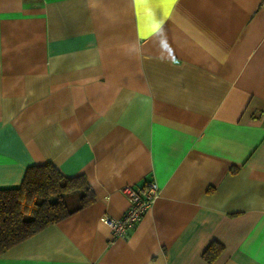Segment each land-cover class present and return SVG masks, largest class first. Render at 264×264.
Wrapping results in <instances>:
<instances>
[{
  "label": "crops",
  "instance_id": "0c3cea01",
  "mask_svg": "<svg viewBox=\"0 0 264 264\" xmlns=\"http://www.w3.org/2000/svg\"><path fill=\"white\" fill-rule=\"evenodd\" d=\"M44 162L94 199L0 264H264V0H0V188Z\"/></svg>",
  "mask_w": 264,
  "mask_h": 264
},
{
  "label": "trees",
  "instance_id": "16d2710c",
  "mask_svg": "<svg viewBox=\"0 0 264 264\" xmlns=\"http://www.w3.org/2000/svg\"><path fill=\"white\" fill-rule=\"evenodd\" d=\"M93 199L84 175L65 176L50 162L28 166L17 186L0 188V254ZM220 249L212 242L201 255L211 261Z\"/></svg>",
  "mask_w": 264,
  "mask_h": 264
},
{
  "label": "built area",
  "instance_id": "2783aa9c",
  "mask_svg": "<svg viewBox=\"0 0 264 264\" xmlns=\"http://www.w3.org/2000/svg\"><path fill=\"white\" fill-rule=\"evenodd\" d=\"M158 185L153 180H147L140 186L127 185L123 187L129 205L126 211L117 218L102 215L99 219L107 225L113 237L124 236L150 207L158 193Z\"/></svg>",
  "mask_w": 264,
  "mask_h": 264
}]
</instances>
